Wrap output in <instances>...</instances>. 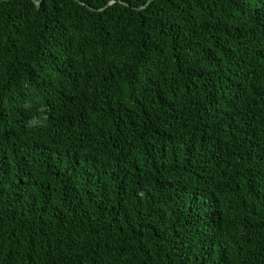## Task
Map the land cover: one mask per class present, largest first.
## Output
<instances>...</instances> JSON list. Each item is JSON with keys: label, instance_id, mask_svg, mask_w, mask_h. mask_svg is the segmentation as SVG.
I'll list each match as a JSON object with an SVG mask.
<instances>
[{"label": "trees", "instance_id": "trees-1", "mask_svg": "<svg viewBox=\"0 0 264 264\" xmlns=\"http://www.w3.org/2000/svg\"><path fill=\"white\" fill-rule=\"evenodd\" d=\"M147 2L0 0V264H264V0Z\"/></svg>", "mask_w": 264, "mask_h": 264}, {"label": "clouds", "instance_id": "clouds-1", "mask_svg": "<svg viewBox=\"0 0 264 264\" xmlns=\"http://www.w3.org/2000/svg\"><path fill=\"white\" fill-rule=\"evenodd\" d=\"M25 108H29L31 105L30 104H25ZM46 119V118H45ZM42 121L38 120L36 117H32L29 119L27 123V127L30 129L36 128L38 126H42Z\"/></svg>", "mask_w": 264, "mask_h": 264}, {"label": "water", "instance_id": "water-1", "mask_svg": "<svg viewBox=\"0 0 264 264\" xmlns=\"http://www.w3.org/2000/svg\"><path fill=\"white\" fill-rule=\"evenodd\" d=\"M33 1L35 2V4H36L38 7L41 6L42 0H33ZM151 1H152V0H148L147 4H149ZM80 2L83 3L82 1H80ZM147 4H146V5H143V6H139V7H137V9L144 8L145 6H147ZM90 8L95 9V10H101V9H96V8H94V7H90Z\"/></svg>", "mask_w": 264, "mask_h": 264}]
</instances>
